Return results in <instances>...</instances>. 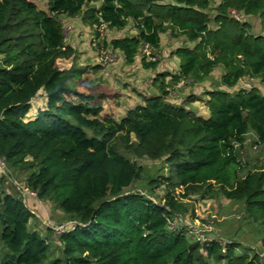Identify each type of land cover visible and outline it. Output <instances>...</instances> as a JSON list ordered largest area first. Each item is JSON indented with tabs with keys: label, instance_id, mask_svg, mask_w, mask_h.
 I'll list each match as a JSON object with an SVG mask.
<instances>
[{
	"label": "trees",
	"instance_id": "16d2710c",
	"mask_svg": "<svg viewBox=\"0 0 264 264\" xmlns=\"http://www.w3.org/2000/svg\"><path fill=\"white\" fill-rule=\"evenodd\" d=\"M42 1L45 9L31 0H0V160L25 171L24 188L74 222L57 236L60 254L47 264H263L249 248L199 242L170 220L191 195H221L240 204L264 251V165L242 175L247 162L239 153L248 134L253 148L264 145V94L233 90L245 77L264 84V0ZM61 15L79 17L97 37L102 26L131 22L135 35L109 41L128 64L144 45L157 50L167 30L189 44L170 52L175 73L156 72L159 94L144 95L118 119L102 117L92 97L69 84L83 70L56 67L73 52ZM240 16H257L259 30ZM140 65L155 69L157 62L142 58ZM218 66V87L204 94L207 117L188 107L199 99L193 95L180 104L166 100V77L200 83ZM40 89L46 108L25 120ZM135 182L140 190L129 191ZM31 218L19 195L0 189V264H45L49 245L29 229Z\"/></svg>",
	"mask_w": 264,
	"mask_h": 264
},
{
	"label": "rangeland",
	"instance_id": "374dc122",
	"mask_svg": "<svg viewBox=\"0 0 264 264\" xmlns=\"http://www.w3.org/2000/svg\"><path fill=\"white\" fill-rule=\"evenodd\" d=\"M31 1L39 9L46 8L45 2L42 0ZM213 7L212 5L206 10L210 16L213 14ZM238 18L247 21L251 31L257 32L259 30L260 24L257 16H240ZM58 20L62 26L64 43L70 46L73 52L69 58L58 59L56 67L67 71L75 68L83 70L80 77L69 80V84L77 91L91 96V104H96L102 108V117L110 114L118 119L129 106L141 102L144 95L159 94L158 85L161 78H157L156 72L162 74L175 73L176 59L170 55V52L177 46L189 44L183 37L175 36L169 30L160 33L159 48L155 51H149L151 56L155 57V60L152 61L157 62V67L144 69L140 65V60L144 58L145 61H149L148 58L150 57L144 48L140 47L135 62L132 64L125 62L122 53L110 49L109 41L112 38L131 36L137 33L131 22L122 29H109L102 26L99 29L100 35L97 37L94 29H90L79 17L61 15ZM103 44H106L105 48ZM106 56H109L110 60ZM221 74V67L218 66L200 83H190L191 79L183 82H172L169 77H166L164 80L168 84L165 87L167 91L166 100L173 104H180L187 96L193 95L199 99L193 101L188 107L195 115L207 117L208 109L205 106L206 97L204 94L208 89L218 87ZM249 87H255L264 94V84L258 78H242L233 90ZM45 108V93L40 89L30 101V109L25 120L35 118L37 113ZM87 134L90 132L87 131ZM253 140L252 134H248L243 147L239 150L243 162H247L245 169L241 172L242 175L253 165H264V145H257L253 148ZM118 152L126 158L135 159L147 168L154 166L145 158H134L130 152L123 148H118ZM4 166L5 174L0 176V189L3 188L20 197L16 189L17 187L24 188L26 172L7 167L5 164ZM128 190H140L138 182H135ZM156 194L160 196L161 191L156 190ZM152 199L157 201L155 197ZM38 200L39 202H32L31 198L26 197L25 204H23L34 215V218L29 221V229L36 230L49 245L45 260V264H47L49 260H53L60 254V243L54 229L57 226L70 225L69 223L73 220L57 209L54 203ZM181 211L182 215H177L176 218L170 220L171 228L182 226L185 228V232L194 236L199 242L218 240L223 245L235 242L249 248L250 255L252 253L257 254L264 264V251L259 241L261 234L256 233L252 226L247 225V222L242 219L241 206L237 202H232L221 195L213 198H202L200 195L194 194L183 202ZM3 249L7 251L5 247Z\"/></svg>",
	"mask_w": 264,
	"mask_h": 264
},
{
	"label": "built area",
	"instance_id": "2783aa9c",
	"mask_svg": "<svg viewBox=\"0 0 264 264\" xmlns=\"http://www.w3.org/2000/svg\"><path fill=\"white\" fill-rule=\"evenodd\" d=\"M236 19H239L238 17H235ZM144 50L146 51V53H147V55H148V59L150 60V61H152V60H155V57L154 56H151V54H150V48L147 46V45H144ZM109 55H111V54H109ZM106 58L108 59V60H110V58H109V56H106ZM5 166H4V163L0 160V175L1 174H5L4 172H5V169L3 170V168H4ZM17 190H18V192H19V194H20V198H21V200H22V202L25 204V201H26V197H28V198H31L32 200H34L35 202H39V200H38V198H37V196H36V194H35V192H33V191H30V190H27L26 188H22V189H20V188H18L17 187ZM26 192V193H25ZM31 212V211H30ZM32 213V212H31ZM70 225H63V226H57L55 229H54V231H55V234L57 235V236H59L60 234H62L63 232H65V231H67V230H69V229H72L73 228V224H74V222H71V223H69ZM49 225V224H48ZM48 225H47V227H48Z\"/></svg>",
	"mask_w": 264,
	"mask_h": 264
},
{
	"label": "crops",
	"instance_id": "0c3cea01",
	"mask_svg": "<svg viewBox=\"0 0 264 264\" xmlns=\"http://www.w3.org/2000/svg\"><path fill=\"white\" fill-rule=\"evenodd\" d=\"M176 64H177V60H176ZM176 71H177V68H176ZM34 200H32V202H33Z\"/></svg>",
	"mask_w": 264,
	"mask_h": 264
}]
</instances>
